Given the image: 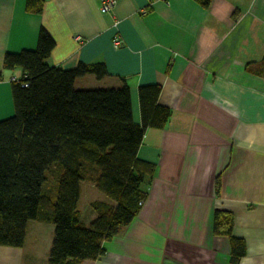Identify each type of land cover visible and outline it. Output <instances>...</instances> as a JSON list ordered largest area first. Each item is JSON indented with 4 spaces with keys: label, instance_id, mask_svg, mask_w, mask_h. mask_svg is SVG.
Instances as JSON below:
<instances>
[{
    "label": "crops",
    "instance_id": "obj_1",
    "mask_svg": "<svg viewBox=\"0 0 264 264\" xmlns=\"http://www.w3.org/2000/svg\"><path fill=\"white\" fill-rule=\"evenodd\" d=\"M26 1L0 0V121L14 116L12 77L23 75L4 55L36 49L41 28L55 41L49 66L105 64L107 76L78 78L77 89L125 79L140 125L139 87L158 84L171 111L138 151L154 165L139 214L81 264H231L229 239L213 234L217 210L245 242L238 264H264V0H116L110 13L103 0H43L39 14ZM54 231L29 221L23 247L0 246V264H49Z\"/></svg>",
    "mask_w": 264,
    "mask_h": 264
},
{
    "label": "trees",
    "instance_id": "obj_2",
    "mask_svg": "<svg viewBox=\"0 0 264 264\" xmlns=\"http://www.w3.org/2000/svg\"><path fill=\"white\" fill-rule=\"evenodd\" d=\"M196 1L208 8L212 0ZM43 6V0L26 1L31 13H41ZM54 47L53 37L41 28L36 49L4 55V69L19 68L23 75L12 81L15 114L0 121V246L23 247L29 221L52 223L49 264H81L101 257L103 243L139 214L147 199L143 183L154 165L139 159L138 151L146 129H163L171 111L159 104L160 85H142V123L135 124L125 79L119 88L79 90L78 78L107 76L105 64L51 67L47 60ZM54 165L61 174L52 201L44 185ZM88 165L97 167L94 183L108 201L92 202L97 217L85 225L78 205ZM233 228L232 214L217 210L213 234L229 239L231 264H238L246 246Z\"/></svg>",
    "mask_w": 264,
    "mask_h": 264
},
{
    "label": "rangeland",
    "instance_id": "obj_3",
    "mask_svg": "<svg viewBox=\"0 0 264 264\" xmlns=\"http://www.w3.org/2000/svg\"><path fill=\"white\" fill-rule=\"evenodd\" d=\"M91 86V85H89ZM61 174V168L58 165H54L52 168L47 170V180L44 185V191L49 194V198L55 201L57 198L58 180ZM98 174L96 166L88 165L85 169L86 181L81 182L82 195L79 201V211L81 212V221L84 224L89 225L97 217V213L91 207L94 201H108L107 197L97 190L94 179Z\"/></svg>",
    "mask_w": 264,
    "mask_h": 264
},
{
    "label": "built area",
    "instance_id": "obj_4",
    "mask_svg": "<svg viewBox=\"0 0 264 264\" xmlns=\"http://www.w3.org/2000/svg\"><path fill=\"white\" fill-rule=\"evenodd\" d=\"M115 4H116V0H103L102 4H101V11L103 13H110L114 9ZM142 13L146 14L147 10L143 9ZM122 45H123L122 39L120 37H118V36L115 37L114 40H113V46L115 48H119ZM14 80H17V78L16 77H12V81H14ZM24 85H26V84H24Z\"/></svg>",
    "mask_w": 264,
    "mask_h": 264
}]
</instances>
